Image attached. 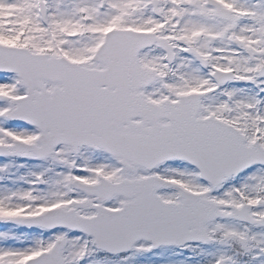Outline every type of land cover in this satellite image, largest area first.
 <instances>
[{
  "label": "snow or ice",
  "instance_id": "obj_1",
  "mask_svg": "<svg viewBox=\"0 0 264 264\" xmlns=\"http://www.w3.org/2000/svg\"><path fill=\"white\" fill-rule=\"evenodd\" d=\"M0 264H264V0H0Z\"/></svg>",
  "mask_w": 264,
  "mask_h": 264
}]
</instances>
